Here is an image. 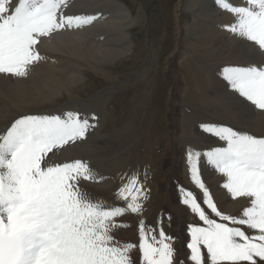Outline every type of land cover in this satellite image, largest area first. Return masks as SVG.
Here are the masks:
<instances>
[{
	"label": "snow or ice",
	"instance_id": "6c2138e0",
	"mask_svg": "<svg viewBox=\"0 0 264 264\" xmlns=\"http://www.w3.org/2000/svg\"><path fill=\"white\" fill-rule=\"evenodd\" d=\"M214 3L233 17L234 22L223 29L262 58L248 66H225L220 76L233 95L264 112V0ZM67 4L68 0H0V74L26 77L42 59L37 46L43 38L81 28L97 18L66 15ZM93 127L88 118L68 111L22 115L0 130V264H133L131 253L137 246L118 241L114 232L129 226L117 218L142 213L148 197L139 174L126 177L115 193L125 206L108 207L81 187L82 180L96 182L86 161L52 160L66 145L83 140ZM200 129L223 145L202 152L189 148L186 154L191 181L202 191L206 208L184 188H180L181 202L202 224L188 226V254L178 260L173 238L162 227L157 236L141 220L140 264H261L264 135L218 123H202ZM201 157L223 175L222 187L232 198L248 202L239 216L218 209L201 179ZM241 226L256 234H246Z\"/></svg>",
	"mask_w": 264,
	"mask_h": 264
},
{
	"label": "rangeland",
	"instance_id": "374dc122",
	"mask_svg": "<svg viewBox=\"0 0 264 264\" xmlns=\"http://www.w3.org/2000/svg\"><path fill=\"white\" fill-rule=\"evenodd\" d=\"M117 1H120V3H122L125 8H129L132 14V18L135 19L133 25H130L125 29L126 33L129 34V36L134 42L131 54L128 55V57H125L119 61L117 60V62L114 63L112 67V73L114 75L113 79H111L110 82L102 78L96 79L92 77L88 81L89 84L85 87V89H82L80 91L82 97H89L91 95H94L95 93L100 95L101 100L98 106L94 107L96 108L95 111L92 112H94L95 117L97 116V120H104L103 122H99V126H102V132H105H103V134H105L106 140V143L103 144L102 150L103 152L109 154L101 156L102 163L108 164L107 168L103 169L102 171H108V169L112 165L114 171L117 173V177L113 178V181L110 180L111 182L105 179L104 182L92 183L93 185L81 184V187L83 186L82 189L85 190L93 200L99 199L105 202V205L108 207H123L122 200H116L114 196L115 190L118 189L122 184L118 187H116L117 184L115 186L114 184L119 175L123 171H126V167L130 168L129 171H126L128 175L126 177H130L134 173L139 174L141 182H144L143 185L147 189L148 198L143 201V208L141 214L128 213L122 217L117 218L118 222L123 221L129 226L117 229L114 232L115 238L120 242H131L137 246L131 253V259L133 261V264H140V253L138 249V228L140 221L143 220L145 228L151 227L152 229H154L155 234L157 236L159 235V230L162 227L166 235L173 238L174 248L177 246L175 244L177 238L181 236L180 246L183 249H175L176 253L180 250L183 254L185 253L184 257L186 258L188 254L187 243L190 239L188 235V226L190 224H202V222H199L198 217L194 216L191 210L187 206L182 204L180 188L192 191L196 195L198 202L201 203V206L206 208V206L203 205L202 191L198 189L191 181L186 159V154L190 147L189 145H193L195 147V150L199 149V151L202 152L207 146L206 140L209 139V136L204 134L200 130V125L202 124V122L208 123L205 118L206 107H204L206 104L204 99L207 90V85H204V70L196 67V63H194L196 61L203 62L205 59L204 53L206 42L204 41L203 37L205 29H203L202 27L197 28L201 32L199 31V33L194 34L190 30V25H192L193 22L196 21L197 15H190L191 13H186L190 12V5H188L189 3H186L188 7L184 4V10L182 11L181 15L179 13V17L178 19H176V13L174 12V10L176 5L178 4V0ZM183 13L184 15L186 14V16L182 15ZM65 14L68 15L67 13ZM180 17L183 18H181L183 26H181V24H178ZM176 20L178 26L176 24ZM177 27L179 29L181 28L179 34L177 32ZM219 41L220 40L217 38L215 40V44L217 45ZM200 43H202V46L204 47H202ZM173 52L174 54L169 57L170 54ZM193 68L196 71V74L199 73V82H195L193 80L192 75L195 74ZM171 95L174 100L172 99L170 102L169 97ZM103 105L106 107V109ZM74 110L75 108H68L65 112H75ZM76 112L80 113L86 118L89 117L87 114H85L89 113L87 111L85 112L76 109ZM104 113H106V115ZM199 123L200 125H198ZM166 126H170L175 130V139L173 138L172 140L174 144L171 142L169 152L167 154H165L163 150V145L165 142L164 134L166 133L167 129ZM195 131H197L198 135H196ZM186 132L188 133V135ZM178 135H180L181 138ZM197 138L198 140H196ZM121 140L128 141V145L124 147V149L117 147L118 142ZM79 142H81V140ZM175 146L177 147L175 150H173ZM181 146L186 148L187 151L186 149L184 150ZM202 146L204 147V149ZM133 148H135L136 150H134ZM176 152H178V154L180 153V158H178V160L177 157H174V153ZM203 160L204 158L201 157L200 162L198 163V167L200 166L199 171L201 179L205 186L208 188V190L210 189L209 193H213V201L217 204L220 194L223 191V187H221L220 185H223V179L225 178L223 177V175H220V173L215 171V169L213 170V167L207 165L206 161ZM140 165L142 168L140 167ZM167 166H169V169L167 168ZM184 167L186 168L184 169ZM167 170H170L169 176H171V179L165 180L162 178V174L167 172ZM210 172L215 173L211 174ZM171 173L172 175H170ZM205 175H207V177ZM123 179L126 183L127 180L125 178ZM215 183L216 185H213ZM96 185L104 187L91 192L90 188L94 189L93 186ZM213 186H216V188H214ZM108 187L114 189V192L111 193V196H107L100 192V190L109 189ZM218 192H220V194ZM172 194L175 197V200H173ZM101 195L104 197V199ZM161 215L163 216L161 217ZM178 216H180L182 219L178 220ZM176 226L179 229V234H177V230L175 229ZM202 252L206 255V249H202ZM180 254L181 252L177 253L178 258Z\"/></svg>",
	"mask_w": 264,
	"mask_h": 264
},
{
	"label": "bare ground",
	"instance_id": "6f19581e",
	"mask_svg": "<svg viewBox=\"0 0 264 264\" xmlns=\"http://www.w3.org/2000/svg\"><path fill=\"white\" fill-rule=\"evenodd\" d=\"M230 2L236 5H241V4H244L246 0H230ZM177 3L178 4L176 5L175 10H174V12L176 13L175 14L176 19H178L179 13L181 15L182 11L184 10V7H183L184 4L186 5V3H189L188 5H190V10H189L190 12H186V13L187 14L191 13L190 15H194V14L197 15L196 21L194 22L191 21L193 22V24L190 25V30L194 34V33H199L200 30H198L197 28L202 27L203 29H205L204 30L205 32L203 35L204 41L206 42L205 43L206 44L205 53H204L205 59L203 62L196 61L194 63H196L195 64L196 67L204 70V80H205L204 85L205 86L207 85L206 94L204 93L205 91L203 90L204 91L203 93L205 94L204 100L206 102V104L204 103L205 104L204 107H206V110H205L206 120L208 121V123L224 124L225 126L234 127V129L236 130L247 131L250 134H255L258 136L264 135V112H261L260 110L255 109L254 106H251L248 102L244 101L242 98H237L235 95H233L230 88L227 86L226 82L219 75L223 67L225 66H248V64L255 63L256 61H259L262 58L258 55L253 56L251 53V50L246 47L245 43H242L239 38L235 37L233 34L223 29L222 27L223 25H228L234 22L233 17L231 16L230 13L221 10L217 5H215L214 0H178ZM65 13H67L68 15H94L97 18L91 24L85 25L81 28L60 30L54 33L51 37L43 38L41 43L37 46V50L42 56V59L30 67L28 75L26 77L16 78V77H11V76H7L4 74H0V130L6 129L7 126H10L11 123L15 119L19 118L22 115H60L61 113H64L68 108H75L74 110L75 112H76V109L80 111H85V112L87 111L89 113H85V114L89 116L87 118L89 119L91 124L95 125V127L90 128L88 130L85 138L81 140V142L77 141L74 144L66 145L63 149L58 151L56 155L52 157V160L54 162H60V163L71 162L72 160H75V159H81L82 161H86L89 164L90 168L93 170V172L96 174V182L82 180L81 184L83 185L104 182L105 179H107V181H110V180L113 181V178L117 177V173L114 171L112 165L110 166L108 171H102L103 169L107 168L108 164L102 163L101 156L109 154V153L103 152L102 150L103 144L106 143V140H105V134H103L104 131L102 132V126H99V122L101 120L99 119L97 120V116H96V119L94 120L91 119V117L94 116V112L92 111H95L96 109L94 107H97L101 100L100 95L95 93L94 95H91L89 97H85V96L82 97L80 91L82 89H85V87L89 84L88 81L92 77L96 79L102 78L109 82L111 81V79H113L114 74L112 73V67L114 63L117 62V60L119 61L125 57H128V55L131 54V50H132L134 42L132 38L129 36V34L126 33L125 29L126 27L133 25V23L135 22V19L132 18L130 9L125 8L124 5L120 3V1H117V0H68ZM182 15H184V13ZM184 16H186V14ZM181 18L182 17H180L178 24H181V26H183V23H182L183 18L182 19ZM176 24H177V20H176ZM198 25H201V26H198ZM180 30L181 28L179 29L177 27L178 34ZM217 38L220 41L216 45L215 40ZM200 45L202 46V43H200ZM173 54L174 52L171 53L170 56L168 54V56L171 57ZM190 72H191V69H190ZM194 73L195 74L192 75L193 80L195 82L197 81L199 82V78H200L199 73L196 74L195 70H194ZM172 99L173 97L171 95L169 97L170 102ZM104 114L106 115V113ZM81 117L86 118L83 115H81ZM103 121L104 120H102L101 122ZM198 125H200V123ZM174 131L175 130L169 126L167 127L166 133L164 134L165 142L163 145L164 146L163 150L165 154L169 152L170 144L174 138ZM195 132H196V135H198L197 131ZM189 140H192V139H189ZM196 140H198V138ZM206 144L207 146L205 145L206 146L205 150H208L211 147H215V146H223L222 142H217V139L211 136H209V139L206 140ZM127 145H128L127 140H121L118 142L117 147L124 149V147H126ZM189 146H190L189 148H192L195 150V147L193 145H189ZM176 147L177 146H175L173 150H175ZM181 147L184 150L186 149L183 146ZM133 149L136 150L135 148ZM179 156H180V153L179 154L178 152L174 153V157H177V160L178 158H180ZM165 159H168V158H165ZM168 167L169 166H167V168ZM185 168L186 167H184V169ZM129 169L130 168L126 167L125 170L129 171ZM126 171H123L119 175L120 178L119 177L117 178L114 186L117 184L116 187H118L119 185L125 183V180L123 178L126 179V176H128ZM169 172L170 170H167V172L162 174L163 175L162 178L165 180L171 179L170 178L171 176H169ZM210 173L213 174L215 172H210ZM170 175H172V173ZM205 176L207 177V175ZM213 185H216V183ZM86 186H90V185H86ZM220 186L222 187V185ZM93 187L94 189L90 188L91 192L95 190H99L100 188H103L104 186L96 185ZM108 188L109 189H106V190H100V192L107 196H111V193L114 192V189H111L110 187ZM214 188H216V186ZM118 189H116L114 192V196L116 200L118 198L116 197L115 193L117 192ZM218 193L220 194V192ZM212 194L210 195L212 196ZM102 198L104 199L103 196ZM172 198L173 200H175L174 196ZM122 206H125L123 201H122ZM246 206H248V202L246 200L242 198H235V199L232 198L230 194L227 192V190L223 188V191L221 192L220 197L218 199V203H217V207L220 211L228 215L239 216L242 212L243 207H246ZM162 216L163 215H161V217ZM177 219L180 220L182 218L178 216ZM216 219H219V218H216ZM241 227H242V230H245L246 234L248 235L256 234L253 230L247 229L246 226H241ZM175 229L177 230V234H179V229L177 226L175 227ZM180 238L181 236L178 237L176 240V243H175L177 245L175 247L176 249L182 248L180 246L181 244ZM179 252H181V254L178 260L185 259L184 257L185 253L183 254L181 250ZM261 264H264V262H261Z\"/></svg>",
	"mask_w": 264,
	"mask_h": 264
}]
</instances>
